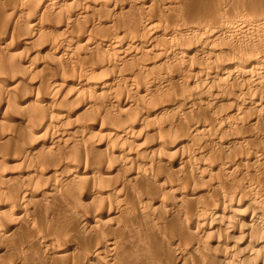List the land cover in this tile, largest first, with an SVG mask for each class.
<instances>
[{"label":"bare ground","instance_id":"bare-ground-1","mask_svg":"<svg viewBox=\"0 0 264 264\" xmlns=\"http://www.w3.org/2000/svg\"><path fill=\"white\" fill-rule=\"evenodd\" d=\"M84 1L0 3V264H264V185L257 198L251 180L236 181L262 159L242 149L245 136L200 144L212 123L198 121L186 137L145 150L135 152L132 140L134 108L140 115L152 103L164 115L194 101L215 112L226 93L232 108L213 121L226 124L220 141L239 124H264V10L236 14L224 0H95L85 4L92 12H79ZM87 13H97L98 23L79 25ZM57 31L66 47L54 41V53L38 60ZM76 49L93 67L79 74L71 95L58 74H70L67 58ZM36 84L46 91L34 95ZM119 87L134 100L112 105L115 123L100 138L107 153L91 154L101 141L92 136L95 117L71 125V116L92 108L105 114L99 99ZM10 163L28 168L8 173Z\"/></svg>","mask_w":264,"mask_h":264},{"label":"rangeland","instance_id":"rangeland-1","mask_svg":"<svg viewBox=\"0 0 264 264\" xmlns=\"http://www.w3.org/2000/svg\"><path fill=\"white\" fill-rule=\"evenodd\" d=\"M91 1V2H90ZM92 1H94V2H92ZM98 3H99V1L100 0H96ZM95 0H85L84 2H81L79 5L81 6V8H79V5H78V7H77V10L79 11V12H85V11H87V9L89 10V11H91V10H93L92 8H87L86 6L88 5H92V3H95L96 2ZM226 1V2H225ZM252 1H254V0H224V2H225V4H230L229 6H230V8H231V10H232V12L234 11V13H236V14H244L245 13V15H248L247 13L248 12H251L252 14L254 13V15L256 14L255 12H258L259 13V11H262V10H264V5H262V4H264V0H255L254 2H252ZM2 2V0H0V3ZM101 2H105L104 0H101L100 1V3ZM230 2V3H229ZM83 3H84V6H83ZM90 3V4H89ZM258 3V4H257ZM85 4H87V5H85ZM199 4V2H193V5H198ZM164 5V4H163ZM232 5H234V7H232ZM83 6V7H82ZM161 7L162 6H158L156 9L159 11V10H162L161 9ZM236 7V8H235ZM241 9V11L238 9ZM84 8V9H83ZM87 8V9H86ZM86 9V10H85ZM85 10V11H84ZM243 11V12H242ZM92 12V11H91ZM93 14V13H92ZM90 15V13H87V14H84V15H87V16H84V17H86V18H82L81 19V21L83 22V24H82V22L80 21L79 22V25H84V26H86V27H89L92 23H94V24H97L98 23V21H97V16H98V14L97 13H94L95 15H97V16H95L94 14L93 15ZM89 15V16H88ZM88 17V18H87ZM94 17V18H93ZM92 20V23H91V21H89V23H88V21H86V20ZM95 19V20H94ZM86 21V22H85ZM95 21H97V23L95 22ZM46 22V21H45ZM87 24H85V23ZM81 23V24H80ZM51 24H53V23H51ZM54 27H59V25H57L55 22H54ZM58 32V31H57ZM95 33L94 34H101L102 32H103V30H101L100 28H98V29H96L95 31H94ZM59 34L57 35V37H56V35H55V33L53 34V36H51V37H49L48 39V41H46V42H50L51 40H53V41H51L52 42V44H51V42L50 43H47L46 45H47V47H49L50 49V51L48 50L47 52L46 51H44L43 53H41V55H39L40 57H39V59L38 60H46V58L47 57H50V55H52L53 53H54V51H55V49H53L54 47H55V44H54V41H55V43H57V44H60V42L62 41L63 42V47H66V45H67V38L65 37V35L63 34V33H61L60 31L58 32ZM57 34V33H56ZM87 34H89V32L88 33H86V35ZM251 35H253V33L251 34L250 33V35H246V37L245 36H243V35H238V37L237 38H239V40L241 41H245L244 39H248ZM240 36V37H239ZM241 37H242V39H241ZM56 39V40H55ZM42 41H43V39H42ZM41 41V42H42ZM58 41V42H57ZM37 44H35V46L37 47H35V49H39L40 47H42L41 45H43V44H39L40 43V41H38V42H36ZM52 45V46H51ZM39 46V47H38ZM52 51V53H50ZM48 52H49V54H48ZM46 53V54H45ZM47 54L49 55V56H47ZM42 55H43V57H42ZM46 55V58L44 57ZM88 55V57L86 56V54L84 55V51H82V50H80V49H76V50H71L70 51V56H68V58H67V60H68V67H69V69H73L74 68V72H73V70L71 69V72H70V74L68 73H62V75H61V73H59L58 74V79L60 80H64V82H66V85L67 86H72L71 88H73L71 91H73V93L71 92V95H73L74 94V91L76 90V84H77V82H78V78H79V76L82 74V73H84V72H86L87 71V69H91L92 67H93V65H92V61L90 62V60H92L93 58L91 57V56H89V54H87ZM84 56V57H83ZM85 56H86V59H85ZM41 58V59H40ZM88 58V59H87ZM91 58V59H90ZM83 60H85V61H83ZM89 63H88V62ZM143 61V60H142ZM145 63H147V62H145ZM91 64V65H90ZM90 65V66H89ZM81 66H83L82 68H80ZM100 66H98V65H96V68H99ZM154 69H158L159 71H160V67L158 68V67H156V66H154L153 67ZM81 71V72H80ZM72 73V74H71ZM110 73V72H109ZM80 74V75H79ZM112 73H110L109 75H111ZM66 75V76H65ZM172 75H174V76H177L178 75V73L176 72V71H174L173 73H172ZM42 76H43V74H42ZM33 77V76H32ZM32 77H30L29 79H31ZM65 77V78H64ZM159 83H162V85H160L159 86V88H161V86H163V77H160L159 78ZM38 84H36L34 87L35 88H32L31 90H30V92H32L33 91V94L34 95H36V94H38V95H40V94H42V92L40 93V92H38V91H42L41 90V88H43L44 87V85H42V87L39 89V87L37 86ZM75 85V87H73ZM38 87V88H37ZM45 87H46V85H45ZM43 88V91H46V88ZM121 87V86H120ZM120 87H119V90L118 89H113L114 91V93L113 92H110L111 94H106V96L104 95V96H102V98L101 99H99L102 103H104V107H105V114H103V113H101V114H99L98 113V111L99 110H95L96 108H92V110H84L83 112H81L79 115H73V116H71V121L73 122H71L70 121V123L69 124H71V125H73V124H84V123H86L88 120V122H90L91 120V118H89V117H95V120H94V128H92V132H93V135L92 136H94V141H99V140H101V139H103L102 137V134H101V130H108L109 128L107 127V123H109L108 125H110V124H113V123H115V118H117V117H114V121H109V118L110 117H113L112 115L113 114H110V113H113L112 112V105H117L118 104V106H120L121 105V101L122 100H125V99H127L128 101H129V99H130V101H132V100H134V97H132L133 95H132V93H131V91H130V88H128V87H123L121 90H120ZM164 87V86H163ZM37 89V90H36ZM75 89V90H74ZM36 91V92H35ZM120 92V93H122V94H118V92ZM38 92V93H37ZM70 92H68V93H70ZM117 92V93H116ZM45 93V92H44ZM122 95L121 97L120 96H118V95ZM107 95H108V97H107ZM112 95H114L113 96V98H111L112 97ZM117 95V96H116ZM111 96V97H110ZM116 96V97H115ZM106 97V98H105ZM111 99H110V98ZM103 98H104V100H103ZM115 98H117L116 100H115ZM79 99H83V98H79ZM110 99V100H109ZM114 99V100H113ZM120 99V100H119ZM117 100H119V101H117ZM115 101V102H114ZM159 102V101H158ZM81 103H83V100H79V101H77V103H76V105H80ZM141 103H145V102H141ZM194 103V101H192L191 102V104L190 105H188L189 106V108H185V107H188V106H184V105H180V107H178L175 111H170V112H168V113H165L164 115H160L159 113H156L158 110H155V111H151V110H153V107H151V105H152V103L150 104L149 103V105L148 106H150V111H144L142 114H140V115H138L136 112V109L134 108L133 109V111L135 112V114L134 115H136V117H135V120L133 119L134 118V116H132L133 118V126H134V130H136V131H138V132H136L135 131V133H134V136H133V138H132V140H133V144H134V151L135 152H137L136 150H139V148L140 149H143V150H145V147H146V145H148L149 143H151V142H154V143H157V142H163V141H165L166 140V138L167 139H170V140H173L174 138L176 139V140H178V138L179 137H186V129H187V127H188V125H191V124H194V122L195 123H199L198 121H201L200 122V124L201 123H209L210 125H211V123H212V127H213V130L211 129L212 127L211 126H209V127H211L210 128V130L208 129L207 131H206V134H204V136L201 138L202 140L199 142L200 144H202V143H222V142H224L225 140V142L224 143H229L230 142V140H231V138L232 139H234V138H236L235 136H239V137H241V136H245V139H243V140H246V141H244L243 143V145L241 146L242 147V149H247V148H249V149H256L257 151H258V154H260L261 153V158L262 159H260V160H258V162L257 163H254V167H256L255 169L252 167V168H248V169H250L248 172H249V174L248 173H244V174H239V175H241V176H239V180L237 179L236 181H238L239 183H249L250 185L252 184V182H253V184L252 185H254V187H253V190L254 191H252V195L254 194V196H256L257 198H258V196H259V190L261 189V187L264 185V124H247V123H243V124H239L240 125V127H239V125L238 126H234V130L231 128L229 131V136L227 135V134H225L224 136L225 137H222L221 138V141H220V139H219V132H220V130L223 128L224 129V125H226L225 123H222V128H218V126L219 125H216V124H214L213 123V121L216 119V120H218V121H214L215 123H217V122H219L221 119H223V117L225 116L224 114H226V111L228 112V110L230 111V108H232V102H231V95L229 94V93H226V95H224V98L222 99V101H221V103H220V106L218 107V109H216L215 110V112H214V110H212V109H208V110H204L205 108L202 106V104L200 103L199 105H198V103H196V105H197V107L195 106V103ZM154 104V103H153ZM194 105V106H193ZM192 106V107H191ZM103 107V108H104ZM114 107V106H113ZM170 107H172V106H170ZM201 108V111H200V108ZM72 107H70V108H68V110H71V112L73 113V110L74 109H71ZM100 108H102V107H100ZM102 108V110H104ZM194 108V109H193ZM187 109V110H186ZM190 111H189V110ZM197 109V110H196ZM199 109V110H198ZM196 110V111H195ZM218 110V111H217ZM13 111H15V112H17V109L16 108H13ZM188 111V112H187ZM199 111H200V113H199ZM203 111H205V112H203ZM210 112V113H206V112ZM110 112V113H109ZM152 112H154V113H152ZM181 112H182V114H183V112L185 113V114H183V116H182V114H181ZM190 112V113H189ZM191 112H194L193 113V115L192 116H190L191 115ZM17 113H19V112H17ZM146 113H147V115H146ZM187 113L189 114V115H187ZM204 113H205V115H206V117L209 119L210 117V119L209 120H207V118L205 117V115H204ZM213 113V114H212ZM200 114V115H199ZM98 115V116H97ZM107 115V116H106ZM137 115H138V118H137ZM147 117H146V116ZM202 115V116H201ZM208 115V116H207ZM108 116H110L109 118H108ZM220 116V117H219ZM152 117H156V118H154V119H151ZM192 117H194L193 119H195V121H193V123H192ZM196 117V118H195ZM198 117H200V118H198ZM213 117V118H212ZM89 118V119H88ZM149 118V119H148ZM182 118V120L180 121V119ZM184 118H185V120H184ZM137 119V120H136ZM179 119V120H178ZM191 119V120H190ZM198 119H200V120H198ZM211 119H213V120H211ZM117 120H119V119H117ZM102 121V122H101ZM109 121V122H108ZM178 121H180V122H178ZM190 121V122H189ZM209 121V122H208ZM138 122H139V124H138ZM182 122H184L185 123V125L182 123ZM137 123V124H136ZM155 123H157V124H155ZM102 124H104V125H102ZM182 124H183V126H182ZM186 124H187V126H186ZM214 124V125H213ZM224 124V125H223ZM71 125H69V126H71ZM136 125V126H135ZM247 125V126H246ZM104 128H103V127ZM162 128H161V127ZM243 126V127H242ZM215 127V128H214ZM139 128V129H138ZM182 128L184 129L183 131H182ZM236 128V129H235ZM242 128V129H241ZM167 129H169V131L170 132H168V130ZM219 130V131H217V130ZM165 130V131H164ZM176 131V133H175V131ZM234 131V133H233V131ZM164 131V132H163ZM181 131V132H180ZM231 131H232V134H231ZM236 131H237V135H236ZM141 132V133H140ZM165 132L167 133L168 132V134L166 135L165 134ZM174 132V134H170V133H173ZM179 132V133H178ZM185 134H184V133ZM210 132L212 133V134H210ZM218 132V133H217ZM139 133V134H138ZM184 134V135H183ZM210 134V135H209ZM231 134V135H230ZM148 136V138H146V139H149V140H146L145 141V137H147ZM181 135V136H180ZM91 136V137H92ZM166 136V137H165ZM170 137L171 136V138H168V137ZM175 136V137H174ZM208 136V137H207ZM228 138H227V137ZM162 137H165V138H163L162 139ZM231 137V138H230ZM234 137V138H233ZM251 137V138H250ZM255 137V138H254ZM101 138V139H100ZM161 139V141H159L160 139ZM224 138V139H223ZM226 138V139H225ZM249 138V139H248ZM257 138V139H256ZM140 139V140H139ZM209 139L211 140V141H209ZM219 139V140H218ZM228 139V140H227ZM247 139H248V141H247ZM255 140V141H254ZM105 140H101V141H99L100 142V145L99 146H96V147H93L94 149L91 151V154H94V155H99L100 154V156H105L106 155V153H107V150H106V145L103 143ZM157 141V142H156ZM250 141V142H249ZM135 142H136V144H135ZM138 142V143H137ZM139 142H140V144H141V147H140V144H139ZM146 142V143H145ZM191 142V143H190ZM231 142H233L232 140H231ZM247 142H249V143H247ZM148 143V144H147ZM246 143V144H245ZM47 145H48V143H47ZM46 145V146H47ZM139 145V146H138ZM244 145H246V146H244ZM249 145V146H248ZM137 146V147H136ZM194 146V143H193V141L191 140V141H188L187 143H185V146H184V149H186V152H188V151H190L191 150V148ZM243 146H244V148H243ZM60 147H62V146H60ZM59 147V152L61 151L60 149H62V148H60ZM139 147V148H138ZM246 147V148H245ZM39 148V146H37V149ZM136 149V150H135ZM187 149H190V150H187ZM248 149V150H249ZM90 151H88V153H90ZM96 154H95V153ZM106 152V153H105ZM104 153V154H103ZM103 154V155H102ZM162 156H164V155H166V154H161ZM158 157V156H157ZM166 157V156H165ZM169 156H167V158H168ZM162 159H164V158H162ZM168 160L167 159H164V160H160V162L161 163H163V168L164 169H166L167 170V168H169L168 169V172H169V170L171 169V167L169 166V165H167V162ZM167 165H165V164ZM11 164V166L10 167H8V169H6V171L9 173L10 171L11 172H14V173H16L17 171H21V170H24V169H26V168H28L27 167V165L26 164H24V165H17V164H13V163H10ZM257 164V165H256ZM22 166V167H21ZM162 166H160L161 168H162ZM160 168V176H162L161 174H163V177H166L167 176V172L164 170V169H161ZM162 170H164L163 172H162ZM172 170V169H171ZM5 171V168H3L2 167V169H0V172H4ZM158 171V172H159ZM157 172V173H158ZM208 172V171H207ZM256 172H257V174L258 175H256ZM250 173H252V177H253V180L251 179L252 177H251V174ZM262 173V174H261ZM0 175H1V173H0ZM123 175V174H122ZM217 175L218 174H216V178H217ZM247 175L249 176V178L247 177ZM256 175V177L254 178V176ZM262 175V176H261ZM218 176H220V177H222L223 178V176L222 175H218ZM214 177V178H215ZM247 177V178H246ZM122 178H124V176H122ZM162 178V177H161ZM241 178H242V180H241ZM245 179V180H244ZM255 179V180H254ZM262 179V180H261ZM247 180V182H245ZM252 182H251V181ZM257 180H259V181H257ZM162 181V180H161ZM243 181V182H242ZM250 181V182H249ZM254 182H256V183H254ZM258 182V183H257ZM209 183H210V180L208 181V180H206L205 179V181H204V184H203V188L204 187H208V185H209ZM256 186V187H255ZM258 188V189H257ZM251 195V196H252ZM253 197V196H252ZM134 213L133 212H131V215H133ZM19 236H22V234H19ZM16 256V255H15ZM14 256V257H15ZM9 260H10V258H9ZM10 262H11V260H10Z\"/></svg>","mask_w":264,"mask_h":264}]
</instances>
